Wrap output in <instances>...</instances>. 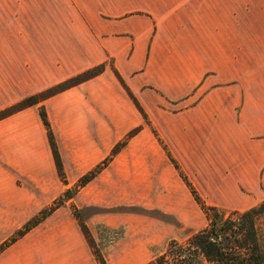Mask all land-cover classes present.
I'll return each instance as SVG.
<instances>
[{
  "label": "crops",
  "instance_id": "0c3cea01",
  "mask_svg": "<svg viewBox=\"0 0 264 264\" xmlns=\"http://www.w3.org/2000/svg\"><path fill=\"white\" fill-rule=\"evenodd\" d=\"M9 4L26 9L6 12L11 16L2 19L92 24L17 28L15 45L0 44V111L87 70H104L0 120V245L34 218L43 203L98 167L123 136L143 126L114 71L193 185L201 160L208 159L227 172L225 190L218 193L229 200L221 204L246 211L264 200L248 201L250 192L264 188V78L242 76L239 101L230 93L211 109L172 114L157 107L184 99L208 68H224L232 79V65L214 56L231 53L232 42L218 46L210 38L249 36L234 30H243L249 5H264V0H0V6ZM135 10L144 15L118 20ZM234 106H240L239 112ZM40 107L66 184L58 176ZM74 222L44 220L1 251L0 264H90L88 244L80 227L72 229Z\"/></svg>",
  "mask_w": 264,
  "mask_h": 264
},
{
  "label": "rangeland",
  "instance_id": "374dc122",
  "mask_svg": "<svg viewBox=\"0 0 264 264\" xmlns=\"http://www.w3.org/2000/svg\"><path fill=\"white\" fill-rule=\"evenodd\" d=\"M25 9L24 5L0 6V44L15 45L17 37L12 34H15L17 28L79 29L86 23L92 24L76 20L34 22L2 19V16L7 17L6 12L12 14ZM141 15L144 13L135 10L118 20ZM245 23L248 24L247 29L244 28ZM238 24L241 25L239 20ZM242 24L243 30L238 27L239 30L234 32L240 34L247 31V37L210 38L218 46L232 42L231 53H214L218 60L227 62V66L232 65V79H229V74L226 75L224 68H208L202 73L200 83L184 99L167 101L165 106L157 107L167 108L172 114L195 108L211 109L230 93L234 96V102L236 99L239 101L242 76H247L250 80L253 77L264 78V5L250 4L249 20ZM252 86L255 87L253 84L249 88ZM135 101L143 112L139 102L136 99ZM233 110L239 112L240 106H234ZM138 112L140 113L139 110ZM142 118L143 126L134 129L137 133L130 138H127L130 132L123 136L117 144L125 143L118 153L111 157L110 152L98 165L100 171L106 170L100 179H92L93 181L84 186L78 183L79 180L76 181L59 196L43 203L46 206L34 216L36 218L41 212L59 205L44 220L67 223L73 219L76 222L72 226L74 230L75 227H80L74 216L75 210L88 230L94 250L99 252L104 264H147L163 253L170 241L183 243L194 233L205 229L208 226V217L195 201L192 191L204 207H214L225 216L234 211L242 212L231 208L232 205L221 204L224 199L229 200V197L219 194L226 187L223 184L227 172L218 170L223 165L202 159L193 185L172 159L149 119H144L143 115ZM236 124L239 125L238 117ZM62 183L66 184V181ZM257 193L250 192L249 203L263 198L264 188L260 186ZM58 209L60 212L55 214ZM88 247L89 263L99 264L89 244Z\"/></svg>",
  "mask_w": 264,
  "mask_h": 264
},
{
  "label": "trees",
  "instance_id": "16d2710c",
  "mask_svg": "<svg viewBox=\"0 0 264 264\" xmlns=\"http://www.w3.org/2000/svg\"><path fill=\"white\" fill-rule=\"evenodd\" d=\"M104 70L103 66L87 70L76 77L64 81L44 92L30 96L19 103L0 111V120H3L26 108L37 106L44 100L86 82ZM116 79L120 82L128 97L132 100L136 108L146 119L145 115L138 107L133 95L124 85L119 75L114 71ZM41 122L46 129L49 145L52 151L58 176L65 183L62 165L56 150L53 134L47 120L46 113L42 107L39 108ZM137 130L130 132L127 138L134 136ZM117 144L111 151V157L116 155L124 145ZM101 168L96 167L93 171L81 177L78 183L82 186L90 182ZM65 194H68L66 192ZM69 195V194H68ZM195 201L202 207L208 217V226L191 235L185 242L178 243L170 241L164 252L153 258L147 264H264V200L256 206L242 212L234 211L225 216L214 207H204L199 198L192 191ZM63 198V197H62ZM67 199H70L69 197ZM61 200V198H60ZM58 206H54L47 211L27 222L21 230L5 243L0 245V252L23 237L30 230L38 226L48 217ZM74 216L79 222L80 229L92 248L94 256L99 264H104L99 252L94 250L90 235L84 223L74 210ZM216 236V240L213 237Z\"/></svg>",
  "mask_w": 264,
  "mask_h": 264
},
{
  "label": "water",
  "instance_id": "95a60500",
  "mask_svg": "<svg viewBox=\"0 0 264 264\" xmlns=\"http://www.w3.org/2000/svg\"><path fill=\"white\" fill-rule=\"evenodd\" d=\"M213 240H216V236L213 237Z\"/></svg>",
  "mask_w": 264,
  "mask_h": 264
}]
</instances>
